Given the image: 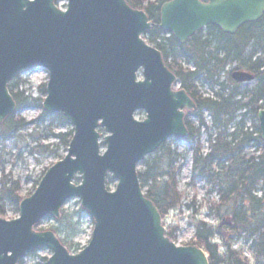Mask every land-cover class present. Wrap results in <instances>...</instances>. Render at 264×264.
<instances>
[{"label": "water", "instance_id": "1", "mask_svg": "<svg viewBox=\"0 0 264 264\" xmlns=\"http://www.w3.org/2000/svg\"><path fill=\"white\" fill-rule=\"evenodd\" d=\"M56 3L0 0V124L16 107L8 84L21 72L45 70L42 108L72 127L65 156L20 200L18 217H0V264H19L41 249L51 252L47 264H209L203 249L166 236L138 179L148 155L170 138H187L184 112L196 110L184 90L174 89L178 80L161 53L142 39L152 23L125 0H67L65 10ZM263 16L264 0H171L160 7L158 27L183 44L208 26L234 35ZM232 79L252 76L234 72ZM257 121L264 142V110ZM71 199L93 222L75 254L53 232L35 229L57 219Z\"/></svg>", "mask_w": 264, "mask_h": 264}, {"label": "trees", "instance_id": "2", "mask_svg": "<svg viewBox=\"0 0 264 264\" xmlns=\"http://www.w3.org/2000/svg\"><path fill=\"white\" fill-rule=\"evenodd\" d=\"M125 1L131 8L144 11L152 23L147 33V42L159 50L167 68L177 77L180 88L194 101L196 111L192 115L199 119V123L203 125L202 111L209 115L213 129L226 131L236 117L239 119L236 131L228 135L218 132L214 138L211 133L208 135L210 147L206 155L200 153L199 145L193 149V178L206 176L210 182L217 184L219 202L212 204L211 209L216 212L222 207V214L217 216L216 227L196 222L194 239L190 244L205 251L209 264H249L241 252L232 248L240 240L252 250L254 263L264 264V144L263 152L257 158L254 157L255 151L248 157L244 154L246 149L254 148V143L261 142L259 135L254 137L247 129L244 130V122L247 116H256L261 109L259 103L264 105V62L254 59L255 50L246 55L251 43H255V47H264V16L256 23L242 26L234 35L224 34L216 27L208 26L180 44L173 36L165 38L166 32L158 27L160 7L171 0H155L145 6H142L141 0ZM168 58L173 59L172 63L167 62ZM177 59L192 64L194 70L184 69ZM231 64H236L234 71L252 76L254 86L250 92H240V84L231 78L229 72L226 82L231 89L219 83V75ZM200 78L211 88H220L215 98H204L199 94L196 83ZM20 87L18 77L8 85L16 105L15 111L24 109L33 101L25 97L24 92H19ZM237 98L240 100L236 101ZM55 118L62 126L68 127L61 114ZM26 126L23 119H13L11 115L0 125V139L10 138ZM185 126L188 130L185 142L191 143L199 137V129L189 121L188 116L185 118ZM71 136L72 131L68 130L56 138L67 148ZM173 156L174 152L163 144L143 160L145 170L138 173L146 198L153 202L162 219L169 211L180 208L183 200L176 181L179 167L175 166ZM160 163L166 164L165 171H160ZM107 179L112 181L110 177ZM259 185L262 188L260 197L256 195L260 190ZM19 190L17 181L0 186V217L6 213L1 204L7 201L15 206L17 212L21 200ZM166 236L173 240L171 231ZM214 240L220 241L221 246L214 244ZM219 248L224 249L223 254H220Z\"/></svg>", "mask_w": 264, "mask_h": 264}, {"label": "rangeland", "instance_id": "3", "mask_svg": "<svg viewBox=\"0 0 264 264\" xmlns=\"http://www.w3.org/2000/svg\"><path fill=\"white\" fill-rule=\"evenodd\" d=\"M141 1L142 6H145L148 2L155 0ZM66 4L67 0H58L57 3L60 9H64ZM252 50H255V53L258 54L257 59L264 62V47H255V43H251L247 48L246 55ZM177 61L183 68L192 70V66L184 62L183 59H177ZM233 65L226 66V69H233ZM141 78V75L138 74V79ZM18 80L21 82L19 92H24V96L33 101L28 103L29 106L12 114L13 119L21 118L27 126L10 138L0 139V186L2 184H9L11 181L19 182L20 190L18 194L22 199L29 197L34 192L48 168L63 159L66 154V148L56 136L72 130V127L68 123V127L62 126L61 122L55 118L57 114H48L42 108L48 81V74L45 70L24 72L18 76ZM218 81L228 86L229 90L231 89L221 74ZM196 86L200 87L199 92L201 91L202 93L200 95L204 98H215L220 91L218 87L211 88L208 85H201V80L197 81ZM253 86V82L243 83L239 86V91L250 92ZM237 100H240V98H237ZM38 105L41 106L40 109L37 108ZM43 113H46V115H43ZM201 114L203 125L199 123V120L194 115H187L189 121L199 129V137H196L191 143L176 138H170L165 143L174 152L173 159L175 160V166L179 167L176 173V181L178 191L183 195V200L180 208L169 211L164 216L162 225L166 233L172 232L173 240L171 241L177 246L191 245L190 243L194 239V224L196 222H203L209 226L216 227L218 225L217 216L220 217L222 214V207L216 212L211 209L212 204H218L219 202L217 184L210 182L206 176L193 178V149L199 145L201 148L200 153L203 156L206 155L210 147L208 135L211 133L212 138L218 132H224V135H228L234 130L236 131V125L239 121L238 117H236L227 130L223 131L221 128L218 130L211 127L210 118L205 111H202ZM143 118L144 113L142 111L135 114V119L142 120ZM244 124L245 129L255 136L258 126L254 117L252 115L247 116ZM101 135H104V133L102 132ZM103 149L101 148V150ZM251 152H253V148H248L244 151V154L248 157L251 156ZM262 152L263 147L258 144L254 157L259 156ZM165 163H160L161 172L166 170ZM144 170V165L140 163L137 166V172L143 173ZM74 182L76 184L79 183V178L76 177ZM107 187L109 190H114L115 182L108 180ZM259 188L262 190L260 185ZM1 207L6 212L3 218L7 220L17 218L18 211L16 212L15 206L11 205L8 201L2 203ZM35 229L53 232L69 252L76 253V250L79 251L87 245L91 237L93 222L81 208L78 199H71L61 207L57 219L47 217ZM213 243L219 247L221 246V242L218 240H214ZM232 248L241 252L242 256L249 260V264H255L252 258L253 252L248 245H243L239 240L234 243ZM219 252L223 254L224 249L219 248ZM50 256L51 252L45 249L32 251L19 264H47V259Z\"/></svg>", "mask_w": 264, "mask_h": 264}, {"label": "flooded vegetation", "instance_id": "4", "mask_svg": "<svg viewBox=\"0 0 264 264\" xmlns=\"http://www.w3.org/2000/svg\"><path fill=\"white\" fill-rule=\"evenodd\" d=\"M187 115H189V112H186V113H185V118L187 117Z\"/></svg>", "mask_w": 264, "mask_h": 264}]
</instances>
